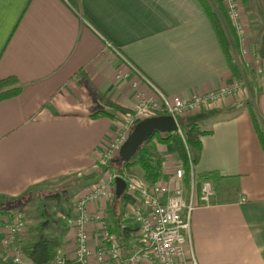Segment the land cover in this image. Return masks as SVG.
I'll use <instances>...</instances> for the list:
<instances>
[{
	"label": "crops",
	"instance_id": "obj_1",
	"mask_svg": "<svg viewBox=\"0 0 264 264\" xmlns=\"http://www.w3.org/2000/svg\"><path fill=\"white\" fill-rule=\"evenodd\" d=\"M218 1L235 34L230 44L237 42L225 3ZM251 1L240 0L239 19L262 65L260 77L238 98L189 114L195 118L183 128L197 124L208 131L199 135L194 173L215 171L223 178L214 186L212 204H197L192 213L199 264H264V152L249 111L264 116V15L251 9ZM7 76L17 78L19 91L0 100V264H13L2 239L17 213L25 221L17 234L22 248L43 235L58 242L56 256L79 264L66 218L78 195L103 176L98 158L125 114L116 106L130 111L137 90H153L142 76L168 96L185 99L234 78L198 0H78L76 8L67 0H0V79ZM153 150L161 159L160 180L183 167L173 143ZM123 169L147 182L139 165ZM121 183L119 194L115 181L112 197L97 207L89 204L88 211L102 217L122 264H129L136 201L120 198L126 188ZM87 231L89 263L112 264L96 256L99 222L88 223Z\"/></svg>",
	"mask_w": 264,
	"mask_h": 264
},
{
	"label": "built area",
	"instance_id": "obj_2",
	"mask_svg": "<svg viewBox=\"0 0 264 264\" xmlns=\"http://www.w3.org/2000/svg\"><path fill=\"white\" fill-rule=\"evenodd\" d=\"M223 2L238 37L237 42L232 41L230 46L233 62L238 66L241 77L233 78L227 85L185 99L178 95L168 96L142 76L153 92L146 94L137 90L134 93L135 106L118 120L116 135L98 158L99 165L104 168L102 178L98 184L78 195L73 214L66 218L68 226L74 232L76 244L74 260L77 263L90 264L91 250L87 240V225L94 220L99 222L101 227L102 244L97 248V259L107 258L112 264H122L120 248L102 217L97 213L91 215L88 211L89 204L97 207L102 201L112 197L114 182L119 178L126 184V193L136 201L130 216L135 224L133 236L136 247L130 253L129 264H199L192 243L191 217L197 204L205 206L212 204L215 189L211 180L196 175L190 159L187 185L184 182L185 172L182 166L176 167L173 174L168 175L164 181L159 179L156 182H143L128 173L121 175L113 172L108 162L141 119L154 115H171L176 120L177 116L200 112L217 105L225 98L236 99L244 93L245 73L253 72L252 75L256 78L261 75L262 65L245 43V31L239 19L240 0ZM105 42L108 47L114 49L109 42ZM24 226L25 221L19 213L5 225L6 232L2 240L13 264H34L23 252L17 238V234L21 233ZM68 261L65 255H59L51 264H66Z\"/></svg>",
	"mask_w": 264,
	"mask_h": 264
},
{
	"label": "trees",
	"instance_id": "obj_3",
	"mask_svg": "<svg viewBox=\"0 0 264 264\" xmlns=\"http://www.w3.org/2000/svg\"><path fill=\"white\" fill-rule=\"evenodd\" d=\"M73 7H77L78 0H67ZM202 6L208 17L210 18L215 31L217 33L219 42L226 54L228 59L229 67L231 69L232 75L234 78H240L241 73L238 67L233 63L232 52L230 49V41L229 37L227 36L223 26L222 20L218 16L217 13L214 12L208 0H198ZM223 17L227 20L225 12H222ZM260 77V75L258 76ZM17 78L15 76H7L0 79V100L8 98L11 95L16 94L19 91V87H16ZM96 94L98 93L95 90ZM101 98V95L98 94ZM117 109L120 111L127 113L128 110L120 108L116 106ZM249 111L252 116L253 124L255 131L257 133L258 139L260 141V145L264 152V125L261 124L258 120L257 114L254 110L249 107ZM97 112H94L96 114ZM208 133V131L201 130L197 124H193L187 127L182 132L173 131V132H158L155 131L151 137L144 142L139 149L137 150L136 154L133 158L129 161L121 162L119 159L118 154L112 158L109 162V166H114L118 170L119 173H122L123 168H130L134 165H139L140 168L143 170L144 178L148 182H156L160 179L161 176V159L158 157L157 153L154 152V147L156 144L166 145L168 143H173L175 145L176 151L180 156L183 162V168L185 172V184L187 185V178L189 174V166L188 160L190 159L193 164L196 163L199 153L201 150L199 135ZM202 178H207L211 180L213 185L215 186L218 181H220L222 176H220L217 172L211 171L201 175ZM121 197L130 198L131 196L127 195L126 188L121 193ZM4 202H0V208H3ZM1 208V209H2ZM57 246L58 242L56 240L47 238L46 236H39L35 242H33L29 246L23 247V252L32 260V262L36 264H46L52 261L57 254Z\"/></svg>",
	"mask_w": 264,
	"mask_h": 264
},
{
	"label": "water",
	"instance_id": "obj_4",
	"mask_svg": "<svg viewBox=\"0 0 264 264\" xmlns=\"http://www.w3.org/2000/svg\"><path fill=\"white\" fill-rule=\"evenodd\" d=\"M178 131V125L171 115H154L141 119L128 133L126 140L118 149V156L121 162L129 161L136 154L139 147L146 142L155 132ZM117 191L119 194L123 186L121 179H116Z\"/></svg>",
	"mask_w": 264,
	"mask_h": 264
},
{
	"label": "rangeland",
	"instance_id": "obj_5",
	"mask_svg": "<svg viewBox=\"0 0 264 264\" xmlns=\"http://www.w3.org/2000/svg\"><path fill=\"white\" fill-rule=\"evenodd\" d=\"M209 3L211 4L213 10L218 14V16L221 18L222 20V26L227 34V36L231 39V40H234L235 39V34L233 33L229 23L226 21V19L223 17V14L222 12L225 11V9H222V5L221 3L218 1V0H208ZM251 9H253L254 6H256V9H259L260 11H262L263 15H264V0H252L251 3ZM249 8V6L247 7V9ZM244 10V5L241 3V11ZM256 16V14L254 15ZM247 41H245L246 43ZM249 48V47H248ZM252 49H254V47H251ZM252 52H256L254 50H251ZM232 52V51H231ZM235 64V62H233ZM236 65V64H235ZM237 66V65H236ZM238 67V66H237ZM253 73V72H252ZM250 73V74H252ZM245 77H244V82L245 84L248 86V89L251 91V89H253L251 86L252 84H254L253 82H257L258 78L254 77L253 75H249V73H245ZM256 86V85H255ZM191 113H186L185 115H182V116H186V115H189ZM257 117H258V120L261 124L264 125V116L262 113L260 112H257ZM191 116H195V115H189L188 117H184L182 118L181 116H177L176 120H177V124H178V128L181 130H183L184 126L186 124H190L191 120L194 119L195 117H191ZM116 156V154L110 158V160H112V158H114ZM109 160V162H110ZM108 162V164H109ZM110 167V166H109ZM111 169H113V172H118V170L116 169V167L114 166H111L110 167ZM125 169H123L124 171ZM126 171L123 172V174H125ZM121 174V173H120ZM122 175V174H121ZM135 176H139V175H135ZM140 177V176H139ZM142 178V177H140ZM136 180H140V179H137Z\"/></svg>",
	"mask_w": 264,
	"mask_h": 264
}]
</instances>
